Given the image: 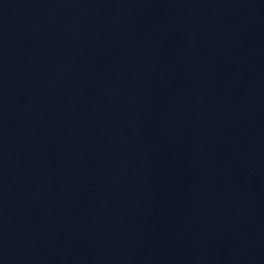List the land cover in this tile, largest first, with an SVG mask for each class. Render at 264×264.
<instances>
[{"label":"water","instance_id":"95a60500","mask_svg":"<svg viewBox=\"0 0 264 264\" xmlns=\"http://www.w3.org/2000/svg\"><path fill=\"white\" fill-rule=\"evenodd\" d=\"M264 124V0H0V154Z\"/></svg>","mask_w":264,"mask_h":264}]
</instances>
